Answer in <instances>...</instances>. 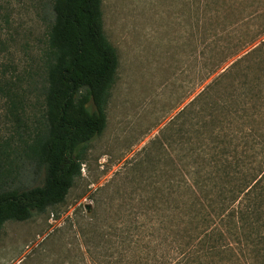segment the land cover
I'll use <instances>...</instances> for the list:
<instances>
[{"label":"rangeland","instance_id":"1","mask_svg":"<svg viewBox=\"0 0 264 264\" xmlns=\"http://www.w3.org/2000/svg\"><path fill=\"white\" fill-rule=\"evenodd\" d=\"M44 5L0 0V144L8 152L42 105ZM99 9L117 60L104 127L61 204L3 223L0 264H161L199 225L189 204L205 202L194 182L219 185L220 169L231 189L263 168L264 0H101ZM218 146L227 154L216 157ZM224 159L231 164L220 166Z\"/></svg>","mask_w":264,"mask_h":264},{"label":"trees","instance_id":"2","mask_svg":"<svg viewBox=\"0 0 264 264\" xmlns=\"http://www.w3.org/2000/svg\"><path fill=\"white\" fill-rule=\"evenodd\" d=\"M100 1L45 0L46 41L38 84L42 105L32 123L21 125L9 152L0 144V228L61 204L80 175L88 143L104 127V104L117 60L102 33ZM223 148L218 146L214 155H226ZM218 161L211 159L213 167ZM13 163L26 175L24 181L14 177L9 168ZM224 163L220 166L231 164ZM262 166L236 179L231 189L225 186L227 172L220 169L225 177L221 184L209 182L206 190L203 181L194 182L205 202L194 196L189 204L199 225L176 242L161 264H264ZM206 168L197 167L194 173H207ZM38 177L39 185L24 183ZM184 185L192 194L190 185Z\"/></svg>","mask_w":264,"mask_h":264}]
</instances>
